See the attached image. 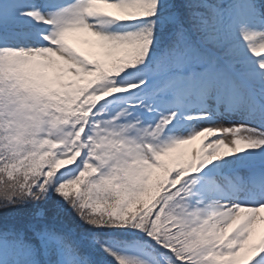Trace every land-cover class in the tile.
I'll use <instances>...</instances> for the list:
<instances>
[{
	"label": "snow or ice",
	"instance_id": "1",
	"mask_svg": "<svg viewBox=\"0 0 264 264\" xmlns=\"http://www.w3.org/2000/svg\"><path fill=\"white\" fill-rule=\"evenodd\" d=\"M0 264H264V0H0Z\"/></svg>",
	"mask_w": 264,
	"mask_h": 264
},
{
	"label": "rangeland",
	"instance_id": "2",
	"mask_svg": "<svg viewBox=\"0 0 264 264\" xmlns=\"http://www.w3.org/2000/svg\"><path fill=\"white\" fill-rule=\"evenodd\" d=\"M199 144H200V142H199V141H196V142H194L193 145L190 146V147H199Z\"/></svg>",
	"mask_w": 264,
	"mask_h": 264
}]
</instances>
